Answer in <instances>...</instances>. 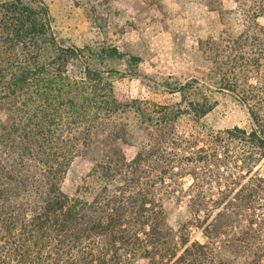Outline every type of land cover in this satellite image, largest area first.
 I'll return each mask as SVG.
<instances>
[{
  "label": "trees",
  "instance_id": "1",
  "mask_svg": "<svg viewBox=\"0 0 264 264\" xmlns=\"http://www.w3.org/2000/svg\"><path fill=\"white\" fill-rule=\"evenodd\" d=\"M234 1L240 32L200 49L250 126L215 130L201 123L216 104L208 85L177 81L171 103L121 101L114 71L56 34L44 0H0V264H264V0ZM131 119L144 140L128 159ZM94 144L89 195L71 197L65 174ZM166 199L190 212L177 233Z\"/></svg>",
  "mask_w": 264,
  "mask_h": 264
},
{
  "label": "rangeland",
  "instance_id": "2",
  "mask_svg": "<svg viewBox=\"0 0 264 264\" xmlns=\"http://www.w3.org/2000/svg\"><path fill=\"white\" fill-rule=\"evenodd\" d=\"M44 1L57 35L82 48L95 68L114 71V92L119 100L175 102L180 100L178 92L170 89L175 82L196 78L209 86L204 92L216 102L212 111L201 119L203 125L215 130L250 126L247 108L229 90L219 89L215 83L218 77L212 73L213 55L200 49V40L236 36L240 32L241 9L234 0ZM109 47H115L125 56L104 57L103 49ZM130 56L140 59L134 63ZM81 67L79 61L69 66L73 72ZM0 120L9 122L6 111L0 110ZM178 127L188 129L189 123L183 119ZM129 128L131 142L124 146V154L131 159L144 140V130L134 119L130 120ZM99 157L100 148L94 144L73 159L62 182L67 195H89L83 186ZM184 182L188 185L189 178ZM163 207L168 224L177 233L180 224L190 218L185 201L166 199ZM191 238L204 240L195 229ZM134 264H148V261L140 258Z\"/></svg>",
  "mask_w": 264,
  "mask_h": 264
}]
</instances>
